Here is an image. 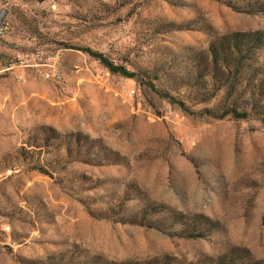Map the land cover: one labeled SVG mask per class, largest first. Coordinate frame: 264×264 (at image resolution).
<instances>
[{"label": "rangeland", "instance_id": "rangeland-1", "mask_svg": "<svg viewBox=\"0 0 264 264\" xmlns=\"http://www.w3.org/2000/svg\"><path fill=\"white\" fill-rule=\"evenodd\" d=\"M0 22V264H264V0H0ZM36 52L62 82L3 72Z\"/></svg>", "mask_w": 264, "mask_h": 264}, {"label": "built area", "instance_id": "built-area-1", "mask_svg": "<svg viewBox=\"0 0 264 264\" xmlns=\"http://www.w3.org/2000/svg\"><path fill=\"white\" fill-rule=\"evenodd\" d=\"M9 30V25L5 22H0V34L6 33ZM15 62L13 64H9L6 68H4L3 72H11L15 69H37L40 71L43 78L46 80L60 83L63 80L62 72L57 69L56 65H54L51 61V57H45L42 52H36L31 54H18L15 58ZM41 69V70H39ZM46 69H53V76H46ZM131 96L135 94V90L131 91ZM15 171H13L14 175ZM12 175V176H13ZM7 176L4 180L12 177Z\"/></svg>", "mask_w": 264, "mask_h": 264}, {"label": "trees", "instance_id": "trees-1", "mask_svg": "<svg viewBox=\"0 0 264 264\" xmlns=\"http://www.w3.org/2000/svg\"><path fill=\"white\" fill-rule=\"evenodd\" d=\"M84 53H87L89 56H91L92 58L96 59L97 61H99L104 67H106L111 73L113 74H122L128 78H133L134 76L132 74H129V72L127 71V69L123 68V67H119L116 66L113 62H111L107 57H105L102 53L99 52H95L93 50L90 49H86V50H81ZM233 114L236 117H244V115L239 114L236 111H233Z\"/></svg>", "mask_w": 264, "mask_h": 264}]
</instances>
